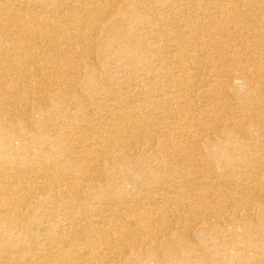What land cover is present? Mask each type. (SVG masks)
<instances>
[{"label": "bare ground", "instance_id": "1", "mask_svg": "<svg viewBox=\"0 0 264 264\" xmlns=\"http://www.w3.org/2000/svg\"><path fill=\"white\" fill-rule=\"evenodd\" d=\"M0 264H264V0H0Z\"/></svg>", "mask_w": 264, "mask_h": 264}]
</instances>
